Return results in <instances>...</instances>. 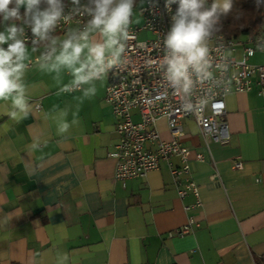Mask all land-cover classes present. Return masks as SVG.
I'll return each instance as SVG.
<instances>
[{"label": "crops", "instance_id": "0c3cea01", "mask_svg": "<svg viewBox=\"0 0 264 264\" xmlns=\"http://www.w3.org/2000/svg\"><path fill=\"white\" fill-rule=\"evenodd\" d=\"M220 1L215 8L227 9L230 0ZM98 23L87 41L20 66L0 84V264H264V96L226 97L227 147L209 143L208 150L195 123H183L201 206L199 227L178 236L188 224L184 207L196 199H179L165 163L144 180L115 178L109 155L119 143L117 122L103 101L110 79L86 82L72 96L61 92L99 57H119L105 54ZM15 28L0 27V54ZM39 52L24 47L20 64ZM250 64H264V55ZM158 131L171 140L165 120Z\"/></svg>", "mask_w": 264, "mask_h": 264}, {"label": "built area", "instance_id": "2783aa9c", "mask_svg": "<svg viewBox=\"0 0 264 264\" xmlns=\"http://www.w3.org/2000/svg\"><path fill=\"white\" fill-rule=\"evenodd\" d=\"M122 14L126 10L120 5L113 4L101 13L80 2L31 13L26 23L8 35L0 54V84L20 66L30 69L49 61L63 46L87 41L92 24L113 23L119 57H99L88 65L81 81L61 92L72 96L86 82L110 79L103 101L117 122L119 143L109 155L117 163L115 178L120 182L144 180L165 163L179 199L185 201L191 195L196 199L195 204L184 207L188 224L177 233L188 235L199 227L195 211L201 203L189 167L192 155L182 145L183 123H195L208 150L209 143L228 146L226 97L252 92L264 96V64H250L257 54L264 55V33L232 39L195 33L189 29L195 20L177 11L172 0H143L138 9L140 26L123 25ZM143 34L152 38L140 40ZM58 38L62 41L52 44ZM27 46L40 52L21 65L19 54ZM162 120L171 137L168 142L158 131ZM195 161L206 163L203 155H196ZM242 169V163H234V170Z\"/></svg>", "mask_w": 264, "mask_h": 264}, {"label": "trees", "instance_id": "16d2710c", "mask_svg": "<svg viewBox=\"0 0 264 264\" xmlns=\"http://www.w3.org/2000/svg\"><path fill=\"white\" fill-rule=\"evenodd\" d=\"M130 9H138L143 0H122ZM23 0H0V27L4 23H15L18 29L28 21L33 11L45 12L56 9L71 0H31L29 9L21 8ZM116 0H83L82 3L108 12ZM177 11L189 14L195 22L190 30L205 36H223L226 39L243 35L258 36L264 33V0H230L227 9L219 10L202 0H172ZM132 15L126 10L124 20Z\"/></svg>", "mask_w": 264, "mask_h": 264}, {"label": "rangeland", "instance_id": "374dc122", "mask_svg": "<svg viewBox=\"0 0 264 264\" xmlns=\"http://www.w3.org/2000/svg\"><path fill=\"white\" fill-rule=\"evenodd\" d=\"M76 2L82 3L83 0H74ZM261 1V0H257ZM115 5H120L123 9L127 10L129 14L132 15V21L128 22L124 19H121L120 22L125 26H140L142 24L141 18L138 16V9L142 6L140 5L138 9H130L126 2L122 0H116L114 3ZM215 7L221 6L220 0H215L214 3ZM31 7V0H23L21 4V8L23 9H29ZM116 8V7H115ZM37 12V11H33ZM96 33H100V40L104 43V46L102 48H105V54L116 53L115 49V31H114V24H106L104 22H99L96 27L94 28ZM8 33H5V36ZM152 36L148 34H143L140 36V40H148L151 39ZM45 64V63H44Z\"/></svg>", "mask_w": 264, "mask_h": 264}]
</instances>
